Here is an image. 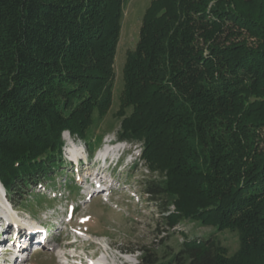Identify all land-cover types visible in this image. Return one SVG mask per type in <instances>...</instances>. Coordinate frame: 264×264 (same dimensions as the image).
Returning a JSON list of instances; mask_svg holds the SVG:
<instances>
[{
  "label": "trees",
  "instance_id": "1",
  "mask_svg": "<svg viewBox=\"0 0 264 264\" xmlns=\"http://www.w3.org/2000/svg\"><path fill=\"white\" fill-rule=\"evenodd\" d=\"M128 1L0 0V182L15 206L64 167L65 130L93 153ZM123 77L116 134L141 147L169 228L239 239L232 253L212 236L143 247L139 264H264V0H151Z\"/></svg>",
  "mask_w": 264,
  "mask_h": 264
},
{
  "label": "rangeland",
  "instance_id": "2",
  "mask_svg": "<svg viewBox=\"0 0 264 264\" xmlns=\"http://www.w3.org/2000/svg\"><path fill=\"white\" fill-rule=\"evenodd\" d=\"M150 1L129 0L125 6L114 62L113 104L106 117L92 130L93 153L89 152L84 139L74 137L65 130L64 167L55 172L50 183L37 186L34 192L29 190L31 195L27 203L23 199L24 192L16 193L14 198L17 205L13 204L14 210L10 201V204L6 203L2 197L3 185L0 184V223L6 233L5 240L14 239L22 243L21 238L32 237L31 233L38 229L37 222H42L49 229L46 245L42 249H25L28 251L25 252L27 257L21 264H65L64 254L72 255L69 264H90L88 258L95 259V264L97 259H106L108 264H139L140 248L147 247L161 255L170 247L178 249L185 240L209 236L227 246L231 253L239 246L237 232L217 231L215 227L197 221L186 220L169 228L161 207L144 193L142 181L151 175L156 177V174L148 169L141 158L138 143L126 144L124 154L127 158L116 164L113 161L109 170L103 172L97 163L99 156L96 154L100 147L105 145L106 140L117 138L120 119L115 113L124 88L123 69L128 51L133 50L138 42L142 18ZM70 140L73 145L69 143ZM131 146L138 150L131 153ZM83 148L86 152H83ZM81 152L85 158L89 157L76 164L73 159L76 160ZM115 153L116 149L112 154ZM96 172L98 177L106 178L103 182L105 186L109 182L112 185L99 190L100 186H96L99 178L89 177L90 173ZM110 173L111 177L107 180ZM85 179L88 181L85 182ZM0 259L10 260L12 256L2 255Z\"/></svg>",
  "mask_w": 264,
  "mask_h": 264
},
{
  "label": "bare ground",
  "instance_id": "3",
  "mask_svg": "<svg viewBox=\"0 0 264 264\" xmlns=\"http://www.w3.org/2000/svg\"><path fill=\"white\" fill-rule=\"evenodd\" d=\"M75 153V156H77L78 155V153H77V151L76 152H74ZM73 153V154H74ZM80 154V153H79ZM98 173V172H97ZM99 175H96L95 177L96 178H99L98 179V181H101L102 179H103V177L101 176V177H98ZM98 185V183L96 184V186ZM18 224H21V223H19V222H17ZM29 230H34L35 228H28ZM3 232H4V230H3ZM9 233V232H8ZM13 233V232H12ZM32 234V233H31ZM43 234L45 235V236H48V234L46 233V232H43ZM24 235V234H23ZM10 236V235H9ZM17 238V237H16ZM15 238V239H16ZM27 237H23V238H21L22 240V242H26V243H28V241H29V238L28 239H26ZM25 239H26V241H25ZM2 241H4L5 240V237H3L2 239H1ZM12 240V239H11ZM100 262H102V263H104V262H107V260L106 259H101V261H100V259H98V261H97V264H102V263H100Z\"/></svg>",
  "mask_w": 264,
  "mask_h": 264
}]
</instances>
